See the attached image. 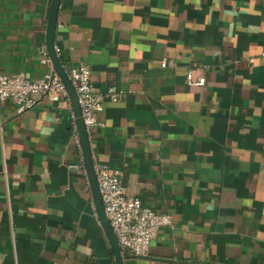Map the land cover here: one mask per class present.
<instances>
[{
	"label": "crops",
	"instance_id": "0c3cea01",
	"mask_svg": "<svg viewBox=\"0 0 264 264\" xmlns=\"http://www.w3.org/2000/svg\"><path fill=\"white\" fill-rule=\"evenodd\" d=\"M49 5L0 0V73L47 70ZM54 49L119 94L94 165L170 218L123 263L264 264V0H60ZM71 126L64 101L0 102V264H116Z\"/></svg>",
	"mask_w": 264,
	"mask_h": 264
},
{
	"label": "built area",
	"instance_id": "2783aa9c",
	"mask_svg": "<svg viewBox=\"0 0 264 264\" xmlns=\"http://www.w3.org/2000/svg\"><path fill=\"white\" fill-rule=\"evenodd\" d=\"M41 63L47 66V70L35 79H29L22 72L12 75L0 73V102L11 101L18 113L42 101L68 103L72 119V136L79 147L77 127L66 89L46 56L42 58ZM167 64L164 61L161 66ZM63 69L77 95L81 117L90 142L93 128L102 125L97 120V115L103 109L104 101L116 102L119 94L115 87H109L104 93L97 92L90 81L89 70L82 65ZM204 82V77L194 78L191 71L185 75L187 85L199 86ZM73 168H80L86 173L82 158L79 165H74ZM93 168L106 218L122 252L145 256L160 227L170 224L169 216L152 211L142 204L139 197L130 196L122 184L118 171L101 163L95 164Z\"/></svg>",
	"mask_w": 264,
	"mask_h": 264
},
{
	"label": "water",
	"instance_id": "95a60500",
	"mask_svg": "<svg viewBox=\"0 0 264 264\" xmlns=\"http://www.w3.org/2000/svg\"><path fill=\"white\" fill-rule=\"evenodd\" d=\"M60 0H50L48 8L47 20L44 31V46L47 58L49 59L51 66L62 84L64 85L70 105L73 111L75 124L77 127V134L79 138V145L82 154V161L85 167L86 176L91 192V197L95 207L96 217L99 221L100 227L106 237L110 249L112 250L113 258L116 264H124L123 261L127 258H139L145 256H137L133 254L123 253L117 239L113 233L109 221L106 218L103 205L100 198V193L94 174V163L91 154L90 142L86 132V127L81 117V111L78 104L77 95L73 86L71 85L62 65L59 62L58 56L54 49V32L57 22V13L59 9Z\"/></svg>",
	"mask_w": 264,
	"mask_h": 264
},
{
	"label": "trees",
	"instance_id": "16d2710c",
	"mask_svg": "<svg viewBox=\"0 0 264 264\" xmlns=\"http://www.w3.org/2000/svg\"><path fill=\"white\" fill-rule=\"evenodd\" d=\"M58 59H59V62H60V64L62 65V67L64 66V62H63V60L61 59V57H58ZM64 68V67H63ZM110 255L111 256H113V254H112V250L110 249Z\"/></svg>",
	"mask_w": 264,
	"mask_h": 264
}]
</instances>
